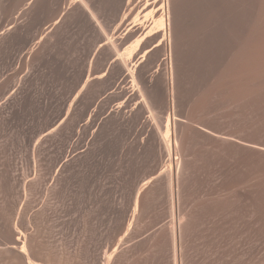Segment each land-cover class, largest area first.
Instances as JSON below:
<instances>
[{
  "label": "rangeland",
  "instance_id": "374dc122",
  "mask_svg": "<svg viewBox=\"0 0 264 264\" xmlns=\"http://www.w3.org/2000/svg\"><path fill=\"white\" fill-rule=\"evenodd\" d=\"M76 1L0 0V264H175L165 184L178 159L184 264H264V0H169L167 63L147 20L117 53L101 44L124 37L121 0H91L98 21ZM168 116L186 146L172 164L155 132Z\"/></svg>",
  "mask_w": 264,
  "mask_h": 264
},
{
  "label": "bare ground",
  "instance_id": "6f19581e",
  "mask_svg": "<svg viewBox=\"0 0 264 264\" xmlns=\"http://www.w3.org/2000/svg\"><path fill=\"white\" fill-rule=\"evenodd\" d=\"M8 1V0H7ZM19 1V0H18ZM68 1V0H67ZM76 1V0H75ZM80 1V0H79ZM79 1H78V3H79ZM134 2L131 4V2L130 1H126V2H122V0H121V3H124V9H123V15L122 16H125V18H126V21H127V23H125L126 25L125 26H122V30L121 29H117V30H120V31H117L116 33H119L120 35H118V36H121L122 34L124 35V37L122 36V38H117L115 41L117 42V45H116V47L115 46H113V43H111V42H113V41H108V39H106V37H101V38H105V41H103L101 44L102 45H109L110 47H111V49H112V53H115L116 51H117V47H122V45H124V44H126L127 42H129L130 40L132 41L133 40V35H132V30H133V28H129V26L130 25H133V24H137V25H140L141 23H142V20H147L148 21V28H149V36L150 37H152V39H153V43H156L154 46H157V47H160V49H162V53H164L163 55H165V57L163 58V60H165L166 61V63L167 62H169V60H171V57L173 56V54H175L174 53V51H175V49H174V47H175V43H174V37L172 36L173 35V32L171 31V18H174L172 15V13H171V11H172V9L170 10V7H169V0H133ZM174 1V0H173ZM177 1V0H176ZM196 1V0H195ZM218 1V0H217ZM236 1V0H235ZM73 2H74V0H73ZM73 2H72V4H73ZM91 2H93V1H91V0H81V6L87 11V13L89 14L88 16H89V18H90V20H94L95 18H96V16L97 15H95V13H94V10H91ZM22 3V2H21ZM31 3V2H30ZM29 3V4H30ZM71 3V2H70ZM76 3H77V1H76ZM130 3V4H129ZM175 3V2H174ZM180 3V2H179ZM182 3V2H181ZM188 3V2H187ZM186 3V4H187ZM221 3V2H220ZM238 4H239V2H238ZM195 5V4H194ZM262 5V4H261ZM180 6H182V5H180ZM184 6V5H183ZM177 7V6H176ZM180 8V7H179ZM181 8H183V7H181ZM186 8V7H185ZM235 8V7H234ZM78 9V8H77ZM238 9V8H237ZM260 9V8H259ZM20 10V9H19ZM76 10V9H75ZM174 10V9H173ZM180 10H182V9H180ZM180 10H179V12H180ZM192 10V9H191ZM191 10H189V11H191ZM235 10V9H234ZM26 11V10H25ZM243 11V10H242ZM18 12V11H17ZM79 12V11H78ZM185 12V11H184ZM188 12V11H187ZM27 13V12H26ZM99 13V12H98ZM182 13V12H181ZM255 13V12H254ZM28 14V13H27ZM75 14H77V13H75ZM85 14V13H84ZM136 15L137 14V16L136 17H138V15H140V18H131V17H133V15ZM172 14V15H171ZM175 14V13H174ZM24 16V15H23ZM76 16V15H75ZM180 16H181V14H180ZM184 16V15H183ZM186 16V15H185ZM190 16V15H189ZM188 16V17H189ZM262 16H263V14H262ZM177 17V16H176ZM191 17H193V16H191ZM255 17V16H254ZM24 18V17H23ZM72 18H73V16H72ZM182 18V17H181ZM183 18H185V17H183ZM182 18V19H183ZM234 18V17H233ZM243 18V17H242ZM263 18V17H262ZM97 19V18H96ZM24 20V19H23ZM123 20V19H122ZM176 20V19H175ZM181 20V19H180ZM253 20V19H252ZM83 21V20H82ZM81 21V22H82ZM97 21H98V19H97ZM96 21V22H97ZM123 21H125V19L123 20ZM233 21H235V20H233ZM86 22V21H85ZM100 22V21H99ZM190 22V21H189ZM80 23V22H79ZM95 23V22H94ZM176 23V22H175ZM233 23V22H232ZM78 24V23H77ZM92 24V23H91ZM98 23H95V26L97 25ZM104 24V23H103ZM102 24V25H103ZM120 24V23H119ZM183 24V23H182ZM236 24V23H235ZM255 24V23H254ZM176 25V24H175ZM186 25V24H185ZM237 25V24H236ZM83 26V25H82ZM85 26H87V25H85ZM84 26V27H85ZM99 27H100V25H98ZM173 26V25H172ZM177 26V25H176ZM239 26V25H238ZM102 27V26H101ZM100 27V28H101ZM105 27V26H104ZM174 27V26H173ZM99 28V29H100ZM129 28V29H128ZM177 28V27H176ZM181 28V27H180ZM237 28V27H236ZM82 29V28H81ZM186 29V28H185ZM184 29V30H185ZM92 30V29H91ZM101 30H103L102 28H101ZM181 30V29H180ZM179 30V31H180ZM81 31V30H80ZM85 31V30H84ZM187 31V30H186ZM82 33V32H81ZM85 33V32H84ZM89 33V32H88ZM94 33V32H93ZM103 33V32H102ZM105 33V32H104ZM103 33V34H104ZM115 33V32H114ZM175 33V32H174ZM79 34V33H78ZM100 34V33H99ZM102 34V35H103ZM232 34V33H231ZM106 35V34H105ZM246 35V34H245ZM251 35V34H250ZM97 37V36H96ZM176 37V36H175ZM178 37V36H177ZM188 37V36H187ZM230 37V36H229ZM95 38V37H94ZM183 38V37H182ZM245 38V37H244ZM257 38V37H256ZM177 39V38H176ZM230 39V38H229ZM259 39V38H258ZM85 40V39H84ZM110 40V39H109ZM112 40V39H111ZM180 40H182V39H180ZM250 40V39H249ZM100 41V40H99ZM102 41V40H101ZM114 41V42H115ZM227 41H229V40H227ZM246 41V40H245ZM244 41V42H245ZM248 41V40H247ZM253 41V40H252ZM251 41V42H252ZM255 41V40H254ZM185 42V41H184ZM238 42V41H237ZM259 43H261V42H259ZM258 43V44H259ZM128 44V43H127ZM177 44V43H176ZM182 44V43H181ZM235 44V43H234ZM251 44V43H250ZM97 45V44H96ZM177 45H179V44H177ZM261 45V44H260ZM262 45H263V43H262ZM85 46V45H84ZM132 46V45H131ZM180 46V45H179ZM91 47V46H90ZM100 47V46H99ZM130 47V46H129ZM135 47H136V45L134 46V49H135ZM162 47V48H161ZM181 47V46H180ZM233 48L235 47V46H232ZM86 48V47H85ZM131 48V47H130ZM129 48V49H130ZM237 48V47H236ZM95 49V48H94ZM109 49V48H108ZM107 49V50H108ZM126 49V48H125ZM133 49V48H132ZM134 49H133V51H134ZM261 49V48H260ZM119 50H121V49H119ZM118 50V51H119ZM128 50V49H127ZM179 50H180V48H179ZM232 50V49H231ZM235 50V49H234ZM262 50V49H261ZM117 51V52H118ZM124 50H122V52H123ZM132 51V50H131ZM131 51H129L128 53H126L127 51H125L124 52V54L126 53L127 54V56L125 55V56H120V55H118V57H117V59H115V61H118L119 62V64H120V66L122 67V68H126L127 67V61H128V59H129V57L131 56ZM140 51V50H139ZM149 51H150V48H149ZM233 51V50H232ZM240 51H242V50H240ZM84 52V51H83ZM102 52V51H101ZM105 52V51H104ZM116 52V53H117ZM151 52V51H150ZM177 52H178V50H177ZM243 52V51H242ZM88 53V52H87ZM108 53V52H107ZM111 53V50H109V53L107 54V56H109V54ZM133 53V52H132ZM149 53V52H148ZM147 53V51H146V54H148ZM185 53V52H184ZM106 54V53H105ZM119 54V53H118ZM121 54V53H120ZM134 54V53H133ZM183 54V53H182ZM85 55V54H84ZM102 55V54H101ZM111 55V54H110ZM114 54H112L111 56H113ZM178 55H179V53H178ZM188 55V54H187ZM133 56V55H132ZM136 56V55H135ZM184 55H180V57H183ZM189 56V55H188ZM188 56H185V57H188ZM105 57V56H104ZM110 57V56H109ZM115 57V56H114ZM149 57V56H148ZM177 57V56H176ZM231 57V56H230ZM257 57H259V56H257ZM99 58V57H98ZM102 58V57H101ZM106 59V58H105ZM111 59V58H110ZM140 59V58H139ZM138 59V60H139ZM147 59V58H146ZM151 59V58H150ZM182 59V58H181ZM180 59V60H181ZM189 59H190V57H189ZM230 59V58H229ZM237 59V58H236ZM245 59V58H244ZM108 60V59H107ZM114 60V59H113ZM112 60V61H113ZM187 60V59H186ZM232 60V59H231ZM242 59H240V61H241ZM258 60V59H257ZM105 61V60H104ZM149 61V60H148ZM174 61V60H173ZM189 61V60H188ZM100 62H101V60H100ZM230 61H228V63H229ZM154 63V62H153ZM174 63V62H173ZM180 63V62H179ZM183 63V62H182ZM190 63V62H189ZM201 64H202V62H200ZM257 63V62H256ZM103 64V63H102ZM115 64V63H114ZM119 64H116V65H119ZM132 64V63H131ZM151 64V63H150ZM200 64V65H201ZM106 65V64H105ZM115 65V66H116ZM137 65V64H136ZM147 65V64H146ZM238 65V64H237ZM236 65V66H237ZM72 66V65H71ZM177 66V65H176ZM179 66V65H178ZM183 66V65H182ZM185 66V65H184ZM142 67V66H141ZM179 67H181V66H179ZM202 67V66H201ZM224 67V66H223ZM106 68H108V67H106ZM137 68V67H136ZM170 68V67H169ZM168 68V69H169ZM182 68V67H181ZM189 68V67H188ZM227 68V67H226ZM240 68H241V65H240ZM147 69V68H146ZM166 69V68H165ZM175 69V68H174ZM180 69V68H179ZM230 69V68H229ZM228 68H227V71H230ZM235 69V68H234ZM242 69V68H241ZM240 69V70H241ZM112 70V69H111ZM125 70V69H124ZM177 70H178V68H177ZM177 70H175V71H177ZM181 70V69H180ZM188 70V69H187ZM224 71H225V69H223ZM237 70V69H236ZM239 70V71H240ZM246 69H245V67H244V71L242 70V71H240V72H243V74H245L246 73V71H245ZM71 71V70H70ZM122 71V70H121ZM126 71V70H125ZM156 71V70H155ZM165 71V70H164ZM171 71L173 72V70L171 69ZM203 71V70H202ZM219 71H221V70H219ZM166 72H167V70H166ZM165 72V73H166ZM179 72V71H178ZM188 72V71H187ZM186 72V73H187ZM204 72V71H203ZM202 72V73H203ZM237 72V71H236ZM72 73V72H71ZM122 73V72H121ZM171 73V72H170ZM169 73V74H170ZM232 73H233V70H232ZM235 73V72H234ZM238 73V72H237ZM130 74L132 75L131 77H132V80H133V73L132 72H130ZM174 74V73H173ZM172 73L170 74V75H173ZM176 74H178V73H176ZM207 74V73H206ZM236 74V73H235ZM234 74V75H235ZM239 74H241V73H239ZM260 74H262V73H260ZM127 75V74H126ZM169 75V76H170ZM180 75V74H179ZM178 75V76H179ZM189 75V74H188ZM216 75V74H215ZM225 75H226V72H225ZM228 75V74H227ZM226 75V76H227ZM242 75V74H241ZM140 76V75H139ZM174 76V75H173ZM172 76V77H173ZM176 77H177V75H175ZM203 76V75H202ZM222 77H220L221 78V80L223 79V77L225 78L226 76H223V74L221 75ZM124 77V76H123ZM168 77V76H167ZM231 77H234V76H232L231 75ZM236 77V76H235ZM234 77V78H235ZM126 78V77H125ZM141 78V77H140ZM164 78V77H163ZM171 78V77H170ZM170 78H168L169 80H170ZM217 78H218V76H217ZM129 79V78H128ZM137 79V78H136ZM165 82L164 83H166V88H165V91L164 92H166V93H164V94H167V95H165L166 96V98H167V96L168 97H172V93L174 94V90H173V88L171 87V84L169 83L168 84V80H167V78H166V74H165ZM171 79H173V80H175L174 78H171ZM179 79H181V78H179ZM244 79V78H243ZM217 80V82L216 83H218V79H214V81H216ZM221 80L219 81V82H221ZM231 80V79H230ZM136 81V80H135ZM138 81H140V80H138ZM137 81V82H138ZM142 81H143V79H142ZM171 81V80H170ZM235 81H237V80H235ZM240 81V79H238V82ZM122 82V81H121ZM184 82H185V80H184ZM183 82V83H184ZM234 82V81H233ZM241 82H242V80H241ZM216 83H213V84H215L216 85ZM228 83V82H227ZM226 83V84H227ZM230 83V82H229ZM131 84H134V83H132L131 82ZM140 84V83H139ZM180 84V83H179ZM232 84V83H231ZM242 84H243V82H242ZM156 85V84H155ZM160 85V84H159ZM211 85V84H210ZM229 85V84H228ZM235 85V84H234ZM131 86V85H130ZM136 86V85H135ZM176 86V85H175ZM213 86V85H212ZM217 86H218V84H217ZM229 86H231V85H229ZM242 85H240V87H241ZM138 87V86H137ZM149 87V86H148ZM204 87V86H203ZM207 87V86H206ZM214 87H216V86H214ZM135 88V87H134ZM145 88V87H144ZM172 88V89H171ZM211 88V87H210ZM213 88V87H212ZM212 88H211V90H209V91H212ZM243 88V87H242ZM129 89V88H128ZM141 89V88H140ZM156 89V88H155ZM154 89V90H155ZM157 89H158V87H157ZM191 89V88H190ZM189 89V90H190ZM205 89V88H204ZM240 89V88H239ZM136 90V89H135ZM164 90V89H163ZM234 90V89H233ZM174 91V92H173ZM176 91H177V89H176ZM192 91V90H191ZM204 91V90H203ZM215 91V90H214ZM243 91V90H242ZM133 92V91H132ZM140 92V91H139ZM143 92V91H142ZM216 92V91H215ZM123 93V92H122ZM141 93V92H140ZM150 93V92H149ZM153 93V92H152ZM188 93V92H187ZM210 93V92H209ZM181 94V93H180ZM185 94V93H184ZM203 94V93H202ZM215 94V93H214ZM240 94H241V91H240ZM245 95V93H242L241 95ZM135 95V94H134ZM183 95V94H182ZM186 95H188V94H186ZM83 96V95H82ZM124 96V95H123ZM139 96H141V95H139ZM143 96V95H142ZM184 96V95H183ZM206 96V95H205ZM222 96V95H221ZM238 96V95H237ZM178 97V96H177ZM203 97V96H202ZM82 98V97H81ZM122 98V97H121ZM147 98V97H146ZM152 98H153V96H152ZM162 98V97H161ZM212 98V97H211ZM240 98V97H239ZM84 99V98H83ZM174 99V98H173ZM177 99V98H176ZM205 99V98H204ZM148 100V99H147ZM165 100V99H164ZM185 100V99H184ZM191 100V99H190ZM207 100V99H206ZM205 100V101H206ZM152 101H153V99H152ZM151 101V102H152ZM181 101V100H180ZM193 101V100H192ZM161 102V101H160ZM171 102H173V100L171 101ZM182 102V101H181ZM195 102V101H194ZM204 102V101H203ZM167 103H170L169 101L167 102ZM166 103V104H167ZM174 103V102H173ZM133 104V103H132ZM144 104V103H143ZM150 104V103H149ZM165 104V103H164ZM181 104V103H180ZM183 104V103H182ZM191 104V103H190ZM189 104V105H190ZM83 105V104H82ZM160 105V104H159ZM168 105V104H167ZM171 105V104H170ZM199 105V104H198ZM148 106H150V105H147V107ZM163 106V105H162ZM166 106V105H165ZM169 106V105H168ZM193 106V105H192ZM142 107V106H141ZM147 107H146V109H147ZM167 107V106H166ZM170 107H172V105L170 106ZM175 107V106H174ZM145 108V107H144ZM148 108H150V107H148ZM177 108V107H176ZM179 108V107H178ZM169 109V108H168ZM202 109V108H201ZM150 110V109H149ZM184 110V109H183ZM142 111V110H141ZM180 111V110H179ZM200 111V110H199ZM207 111V110H206ZM137 112V111H136ZM149 112V111H148ZM160 112V111H159ZM169 112V111H168ZM131 113V112H130ZM134 113V112H133ZM144 113V112H143ZM151 113H152V110H151ZM167 113V112H166ZM179 113V112H178ZM197 113H198V111H197ZM201 113H202V111H201ZM139 114V113H138ZM145 114V113H144ZM155 114V113H154ZM176 114V113H175ZM192 114V113H191ZM190 114V115H191ZM133 115V114H132ZM140 115V114H139ZM153 115V114H152ZM165 115V114H164ZM178 115V114H177ZM71 116V115H70ZM157 116V115H156ZM206 116V115H205ZM208 116V115H207ZM73 117V116H72ZM137 117H138V115H137ZM160 117V116H159ZM180 117V116H179ZM74 118V117H73ZM156 118H158V117H156ZM185 118V117H184ZM188 118V117H187ZM192 118V117H191ZM196 118V117H195ZM160 119V118H159ZM190 119V118H189ZM194 119V118H193ZM71 120V119H70ZM129 120V119H128ZM86 121V120H85ZM133 121V120H132ZM148 121V120H147ZM133 122H135V121H133ZM161 122H164V121H162L161 120ZM181 122V121H180ZM188 122H191L190 120L188 121ZM139 123V122H138ZM145 123V122H144ZM148 122H146V124H147ZM156 123V122H155ZM72 124V123H71ZM157 124V123H156ZM160 124V123H159ZM164 124V123H163ZM173 123H172V119H171V116H168L167 117V119H166V125H164L165 126V133L164 134H162V133H160V131H159V126L158 127H156V130L155 129H153V131L155 130V132L158 130V132H157V141H158V143H157V145L160 147H158V150L159 149H163L165 152H166V154L169 156V160H170V162L169 163H171L172 164V160H173V152H181V154H183V152H184V156L183 157H185V149H184V151H183V149L181 148V147H183L185 144L184 143H182V141H184L183 139H184V137H183V139H182V134H180V135H182V136H180V135H176V136H174V134H172L173 136H172V138H171V136H170V128L172 127L171 125H172ZM193 124V123H192ZM137 125V124H136ZM69 126V125H68ZM161 126V125H160ZM188 126V125H187ZM162 127V126H161ZM176 127V126H175ZM69 128V127H68ZM138 128V127H137ZM178 128V127H177ZM176 128V129H177ZM186 128V127H185ZM196 128V127H195ZM202 128H205V127H202ZM207 128V127H206ZM71 129V128H70ZM181 129V128H180ZM199 129V128H198ZM214 129V128H213ZM136 130V129H135ZM195 130V129H194ZM143 131V130H142ZM164 130H162V132H163ZM179 131V130H178ZM184 131V130H183ZM189 131V130H188ZM207 131V130H206ZM219 131V130H218ZM170 132V133H169ZM186 132V131H185ZM190 132V131H189ZM196 132H199V131H196ZM195 132V133H196ZM213 132V131H212ZM221 132V131H220ZM72 133H74V131L72 132ZM188 133V132H187ZM200 133H201V130H200ZM202 133H204L203 131H202ZM201 133V134H202ZM139 134H141V133H139ZM138 134V135H139ZM144 134H145V132H144ZM179 134V133H178ZM191 134V133H190ZM200 134V135H201ZM70 135H72V134H70ZM196 135V134H195ZM199 135V134H198ZM205 135V134H204ZM207 135V134H206ZM205 135V136H206ZM154 135H152V137H153ZM197 136V135H196ZM211 136H213V135H211ZM219 136H221V135H219ZM223 136V135H222ZM225 136V135H224ZM223 136V137H224ZM146 137V136H145ZM186 137V136H185ZM189 137V136H188ZM199 137V136H198ZM202 138H203V136H201ZM82 138V137H81ZM193 138H194V136H193ZM206 138V137H205ZM225 138V137H224ZM240 138V137H239ZM148 139V138H147ZM201 139V138H200ZM226 139V138H225ZM144 140V139H143ZM154 140V139H153ZM191 140V139H190ZM206 140V139H205ZM216 140V139H215ZM218 140V139H217ZM81 141V140H80ZM79 141V142H80ZM152 141V140H151ZM202 141V140H201ZM214 141V140H213ZM234 141V140H233ZM238 141V140H237ZM241 141V140H240ZM85 142V141H84ZM147 142V141H146ZM216 142V141H215ZM149 143V142H148ZM186 143V142H185ZM189 143V142H188ZM211 143V142H210ZM214 143V142H213ZM229 143V142H228ZM181 144L183 145V146H181ZM204 144V143H203ZM194 145V144H193ZM209 145V144H208ZM240 145V144H239ZM149 146H151V145H149ZM218 146V145H217ZM184 147H186V146H184ZM197 147V146H196ZM210 147H212V146H210ZM238 147V146H237ZM190 148V147H189ZM215 148V147H214ZM239 148V147H238ZM147 149V148H146ZM188 149V148H187ZM193 149H194V147H193ZM240 149V148H239ZM238 149V151H240ZM190 150V149H189ZM202 150V149H201ZM237 150V149H236ZM73 151V150H72ZM162 151V150H161ZM211 151V150H210ZM192 152V151H191ZM235 152V151H234ZM241 152V151H240ZM242 152H243V150H242ZM72 153V152H71ZM171 154H172V156H171ZM178 154V153H177ZM180 154V156H182ZM190 154V153H189ZM195 154V153H194ZM226 154V153H225ZM239 154H241V153H239ZM161 155V154H160ZM236 155V154H235ZM152 156H154V155H152ZM191 156V155H190ZM239 157H242L241 155H239ZM165 158V157H164ZM196 157H194V159H195ZM160 159V158H159ZM180 159H182L181 157H180ZM184 159V158H183ZM206 159V158H205ZM83 160V159H82ZM158 160V159H157ZM154 161V160H153ZM152 161V162H153ZM184 161V160H183ZM237 161V160H236ZM177 162V161H176ZM189 162V161H188ZM188 162H186V163H188ZM195 162V161H194ZM201 162V161H200ZM203 163V162H202ZM205 163H206V161H205ZM239 163V162H238ZM158 164V163H157ZM181 165V161L179 162V159H178V162L176 163V168H177V171L179 172V174H178V172H175V174H174V171H172V167L170 168L169 167V169H170V172H169V170H167V171H165V172H167L168 173V177H166L164 174H162V175H164V177H166L167 178V184H165V185H167V189H168V194H169V196H171V200H172V203H173V211H172V213H173V219H174V221H173V223L172 222H170V223H172V227L170 228V226H171V224H170V226H169V230H170V233H169V231L167 232V233H169L170 234V244H171V248L173 249V252L175 253V264H182V249H183V238H184V235H185V230H187V229H184L183 228V224H181L182 222H180V219H181V217L178 215V218H177V212H179L178 211V207H180L179 206V204L182 202V201H180V203H179V194L181 193L180 192V190H181V188H183L182 187V182H184V180L183 181H181V179H183L182 178V176H183V171H184V169H182V167L180 166ZM190 164V163H189ZM210 164V163H209ZM83 165V164H82ZM197 165V164H196ZM204 165V164H203ZM203 165H201V166H203ZM241 165V164H240ZM239 165V166H240ZM153 166H155V165H153ZM173 166V165H172ZM205 166H207V165H205ZM204 166V167H205ZM238 166V165H237ZM68 167V166H67ZM186 167V166H185ZM200 167V166H199ZM208 167V166H207ZM190 168V167H189ZM239 168V167H238ZM69 169V168H68ZM158 169V168H157ZM162 169V168H161ZM198 169V168H197ZM204 169V168H203ZM209 169V168H208ZM70 170V169H69ZM188 170V169H187ZM194 170V169H193ZM206 170V169H205ZM242 170V169H241ZM157 171H159V170H157ZM189 171V170H188ZM187 171V172H188ZM207 171V170H206ZM185 172V171H184ZM192 172V171H191ZM202 172V171H201ZM204 172V171H203ZM80 173V172H79ZM161 171L160 172H158V175L159 176H161ZM170 173V174H169ZM207 173H209V172H207ZM84 174V173H83ZM177 174H178V176H177ZM82 175V174H81ZM184 175H185V173H184ZM240 175V174H239ZM204 176V175H203ZM82 177V176H81ZM163 177V178H164ZM184 177V176H183ZM72 178V177H71ZM195 178V177H194ZM74 179V178H73ZM152 179V178H151ZM165 179V178H164ZM190 179V178H189ZM198 179V178H197ZM201 179V178H200ZM74 181V180H73ZM148 181V180H147ZM197 181V180H196ZM201 181V180H200ZM70 182V181H69ZM191 182V181H190ZM223 182V181H222ZM78 183V182H77ZM148 183H149V181H148ZM166 183V182H165ZM188 183V182H187ZM225 183V182H224ZM147 184V183H146ZM196 184V183H195ZM145 185V184H144ZM224 185V184H223ZM222 185V186H223ZM226 185V184H225ZM84 186V185H83ZM236 186V185H235ZM68 187V186H67ZM138 187V186H137ZM148 187V186H147ZM186 187V186H185ZM184 187V188H185ZM200 187V186H199ZM237 187V186H236ZM257 187V186H256ZM70 188V187H69ZM153 188V187H152ZM166 188V187H165ZM183 188V189H184ZM191 188V187H190ZM258 188V187H257ZM148 189V188H147ZM182 189V190H183ZM91 190V189H90ZM103 190V189H102ZM153 190V189H152ZM200 190V189H199ZM74 191V190H73ZM83 191V190H82ZM148 191V190H147ZM153 191H155V190H153ZM72 192V191H71ZM164 192V191H163ZM191 192V191H190ZM193 192V191H192ZM198 192V191H197ZM152 193H154V192H152ZM69 194V193H68ZM113 194V193H112ZM111 194V195H112ZM123 194V193H122ZM135 194H136V191H135ZM142 195V194H141ZM155 195V194H154ZM153 195V196H154ZM187 195H189V193H187ZM69 196V195H68ZM117 196H118V194H117ZM239 196V195H238ZM237 196V197H238ZM240 196H242V195H240ZM129 197V196H128ZM137 197V196H136ZM143 197V196H142ZM111 198V197H110ZM183 198V197H182ZM185 198H187V197H185ZM143 199V198H142ZM170 199V198H169ZM191 199V198H190ZM189 199V200H190ZM195 199V198H194ZM131 200V199H130ZM133 200V199H132ZM131 200V201H132ZM157 200H159V199H157ZM237 200V199H236ZM114 201V200H113ZM118 201V200H117ZM160 201V200H159ZM168 201V200H167ZM170 201V200H169ZM184 201H186V199L185 200H183V202ZM188 201V200H187ZM195 201V200H194ZM255 201H257V200H255ZM128 202H129V200H128ZM137 202H139V200L137 201V199H136V201H135V207H136V204H137V206H138V203ZM154 202H156V201H154ZM126 203V202H125ZM171 203V204H172ZM185 203V202H184ZM189 203V202H188ZM141 204V203H140ZM160 204V203H159ZM164 204V203H163ZM166 204V203H165ZM182 204V203H181ZM186 204V203H185ZM199 204V203H198ZM167 205H169V204H167ZM195 205V204H194ZM254 205V204H253ZM256 205H257V203H256ZM171 206V205H170ZM184 206V205H183ZM186 206H187V204H186ZM189 206V205H188ZM191 206V205H190ZM206 206V205H205ZM192 207V206H191ZM195 207V206H194ZM197 207V206H196ZM200 207H202L201 205H200ZM254 207H256V206H254ZM193 208V207H192ZM180 209H182V208H180ZM258 209V208H257ZM116 210V209H115ZM193 210V209H192ZM198 210V209H197ZM206 211V210H205ZM169 212V211H168ZM184 212H185V210H184ZM201 212V211H200ZM187 213V212H186ZM192 213H194V212H192ZM199 213V212H198ZM205 213V212H204ZM170 214V213H169ZM168 214V215H169ZM179 214V213H178ZM195 214V213H194ZM201 214V213H200ZM181 215V214H180ZM183 215V214H182ZM193 215V214H192ZM196 215V214H195ZM198 215V214H197ZM208 215H210V214H208ZM207 215V216H208ZM166 216V215H165ZM191 216V215H190ZM205 216V215H204ZM184 217H186L185 215H184ZM201 217H203V216H201ZM255 217V216H254ZM253 217V218H254ZM169 218V217H168ZM167 218V219H168ZM187 218H189V216L187 217ZM198 218V217H197ZM185 219V218H184ZM171 221H172V219H171ZM186 221V220H185ZM187 221H188V219H187ZM186 221V222H187ZM195 221V220H194ZM256 221V220H255ZM198 222V221H197ZM166 223V222H165ZM190 223H192V221L190 222ZM162 225V224H161ZM195 225V224H194ZM187 226V225H186ZM185 226V227H186ZM161 227V226H160ZM163 227V226H162ZM165 228H167V227H165ZM186 228H188V227H186ZM194 228V227H193ZM192 228V229H193ZM164 229V228H163ZM165 230V229H164ZM191 230V229H190ZM195 230V229H194ZM162 232H164V231H162ZM166 232V231H165ZM188 232V231H187ZM190 233V232H189ZM124 235V234H123ZM122 235V236H123ZM188 235V234H187ZM186 235V236H187ZM191 235H192V232H191ZM158 236V235H157ZM167 237V236H166ZM165 237V238H166ZM186 238V237H185ZM167 239V238H166ZM163 240V239H162ZM165 240V239H164ZM121 241H122V239H121ZM125 241V240H124ZM156 241V240H155ZM168 241V243H169V239L167 240ZM166 241V242H167ZM120 242V241H119ZM129 242V241H128ZM154 242V241H153ZM158 242V241H157ZM160 242V241H159ZM166 242H164V244H166ZM161 243V242H160ZM168 243L166 244V245H168ZM125 244V243H124ZM163 244V245H164ZM169 244V245H170ZM165 245V246H166ZM168 245V246H169ZM17 248H20L19 246H17V245H15ZM157 246H159V244L157 245ZM126 247V246H125ZM161 248V247H160ZM165 248V247H164ZM170 248V250H172ZM165 249H167V248H165ZM112 250V249H111ZM125 250V249H124ZM123 251V250H122ZM159 251V250H158ZM164 251V250H163ZM162 251V252H163ZM108 252H110V251H108ZM172 252V253H173ZM185 252V251H184ZM113 253H114V251H113ZM112 253V254H113ZM168 253V252H167ZM184 254V253H183ZM172 255V254H171ZM168 256V255H167ZM106 257V256H105ZM100 259V258H99ZM113 259V258H112ZM174 260V259H173ZM28 261V264H30L31 262L29 261V260H27ZM100 261V260H99ZM111 257H109V258H107V262H106V264H110L111 263ZM99 263V262H98ZM101 263V262H100ZM174 263V262H173ZM32 264V263H31ZM183 264H184V261H183Z\"/></svg>",
  "mask_w": 264,
  "mask_h": 264
}]
</instances>
